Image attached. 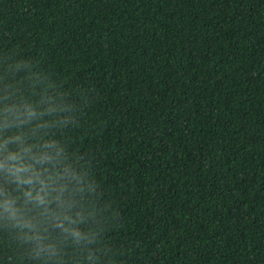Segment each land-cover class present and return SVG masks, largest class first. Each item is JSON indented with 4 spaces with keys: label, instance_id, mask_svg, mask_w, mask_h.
I'll list each match as a JSON object with an SVG mask.
<instances>
[{
    "label": "trees",
    "instance_id": "16d2710c",
    "mask_svg": "<svg viewBox=\"0 0 264 264\" xmlns=\"http://www.w3.org/2000/svg\"><path fill=\"white\" fill-rule=\"evenodd\" d=\"M15 136L62 149L80 238L0 174L53 249L0 215V264H264V0H0Z\"/></svg>",
    "mask_w": 264,
    "mask_h": 264
},
{
    "label": "clouds",
    "instance_id": "9594fccd",
    "mask_svg": "<svg viewBox=\"0 0 264 264\" xmlns=\"http://www.w3.org/2000/svg\"><path fill=\"white\" fill-rule=\"evenodd\" d=\"M9 115L14 126L16 122L25 123L31 120L37 113L31 107H26L22 112L18 109H10ZM7 122L6 118L4 123ZM13 143L16 144V148L10 150V145ZM61 154L62 149L56 148L54 143L48 141L40 146L39 152H34L31 145L24 143L22 136L0 139V174H3L10 183L16 184L25 197V206L31 205L33 209L40 210L46 219L54 221L57 227L73 238L79 239L80 234L75 228L66 226L65 222L71 225L72 221L60 214L64 208L70 206L63 195L66 185L59 183L63 174L56 171L54 167L55 163L60 162ZM53 204L56 208L50 207ZM0 215H6L14 222L15 227L36 233L28 236L27 239L35 241L37 255L41 252L49 254L53 252L46 243V238L37 231L33 221L24 211L16 207L15 199L8 196L0 199ZM39 231H46V229Z\"/></svg>",
    "mask_w": 264,
    "mask_h": 264
}]
</instances>
